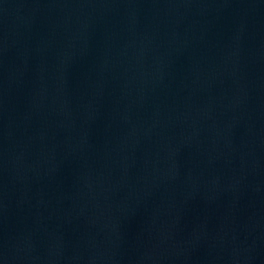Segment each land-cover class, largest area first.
Instances as JSON below:
<instances>
[{"label": "water", "instance_id": "water-1", "mask_svg": "<svg viewBox=\"0 0 264 264\" xmlns=\"http://www.w3.org/2000/svg\"><path fill=\"white\" fill-rule=\"evenodd\" d=\"M0 264H264V0H0Z\"/></svg>", "mask_w": 264, "mask_h": 264}]
</instances>
